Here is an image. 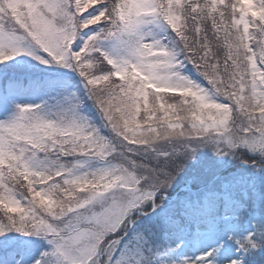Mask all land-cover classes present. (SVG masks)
Here are the masks:
<instances>
[{"label": "snow or ice", "instance_id": "snow-or-ice-1", "mask_svg": "<svg viewBox=\"0 0 264 264\" xmlns=\"http://www.w3.org/2000/svg\"><path fill=\"white\" fill-rule=\"evenodd\" d=\"M0 264H264V0H0Z\"/></svg>", "mask_w": 264, "mask_h": 264}]
</instances>
